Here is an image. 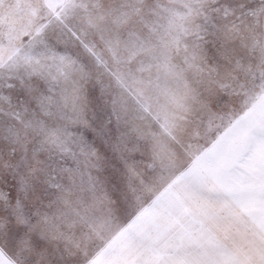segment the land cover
I'll return each instance as SVG.
<instances>
[{"label": "snow or ice", "instance_id": "1", "mask_svg": "<svg viewBox=\"0 0 264 264\" xmlns=\"http://www.w3.org/2000/svg\"><path fill=\"white\" fill-rule=\"evenodd\" d=\"M0 264H264V0H0Z\"/></svg>", "mask_w": 264, "mask_h": 264}, {"label": "rangeland", "instance_id": "2", "mask_svg": "<svg viewBox=\"0 0 264 264\" xmlns=\"http://www.w3.org/2000/svg\"><path fill=\"white\" fill-rule=\"evenodd\" d=\"M136 190H137V194L140 195L141 202L147 203L151 199V196H152L151 192L142 189L139 185H136ZM124 222L126 223V221H124ZM119 226H120L119 224H114L113 225V232L116 231ZM248 234L251 235V237L253 239L252 238H247L246 239L245 235L234 234L235 242L238 243L241 246L242 249H247L250 246L251 243L256 241V236L254 235L252 229H249ZM107 235H110V234H107ZM247 237H248V235H247ZM133 239L137 242L138 246L142 244V241L140 240L141 236L134 235ZM244 240H246L247 243ZM225 243L229 247H231L232 244H233V239L226 240ZM128 251H129L128 249H124V250H122L120 252V255L123 256L126 253H128ZM9 255H14V253L12 251H9Z\"/></svg>", "mask_w": 264, "mask_h": 264}, {"label": "crops", "instance_id": "3", "mask_svg": "<svg viewBox=\"0 0 264 264\" xmlns=\"http://www.w3.org/2000/svg\"><path fill=\"white\" fill-rule=\"evenodd\" d=\"M247 235H248V237H247ZM247 235H245V236H246V237H245L246 239H247V238H252L251 235H249V234H247ZM252 239H253V238H252ZM140 240L142 241V238H141ZM244 241L247 243L246 240H244Z\"/></svg>", "mask_w": 264, "mask_h": 264}]
</instances>
